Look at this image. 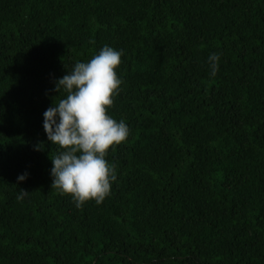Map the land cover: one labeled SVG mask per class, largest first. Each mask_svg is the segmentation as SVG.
Listing matches in <instances>:
<instances>
[{"label":"trees","instance_id":"trees-1","mask_svg":"<svg viewBox=\"0 0 264 264\" xmlns=\"http://www.w3.org/2000/svg\"><path fill=\"white\" fill-rule=\"evenodd\" d=\"M105 45L130 135L78 208L43 114ZM0 264H264V0H0Z\"/></svg>","mask_w":264,"mask_h":264},{"label":"clouds","instance_id":"clouds-1","mask_svg":"<svg viewBox=\"0 0 264 264\" xmlns=\"http://www.w3.org/2000/svg\"><path fill=\"white\" fill-rule=\"evenodd\" d=\"M123 54V49L105 45L91 60L77 62L54 81V90L64 96L43 114L47 139L60 149L51 156L52 188L71 194L78 208L89 200L103 203L117 181V167L107 156L113 146L127 140L130 128L125 120L109 115L108 108L123 84L116 71ZM220 58L218 53L208 58L213 75ZM28 177L27 172L20 174L18 182ZM27 193L22 189L17 199L23 200Z\"/></svg>","mask_w":264,"mask_h":264}]
</instances>
